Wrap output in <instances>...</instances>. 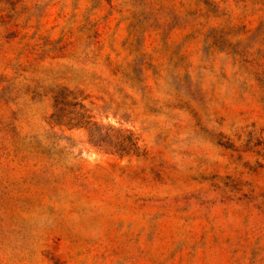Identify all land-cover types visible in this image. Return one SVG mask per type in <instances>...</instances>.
<instances>
[{
	"label": "rangeland",
	"instance_id": "obj_1",
	"mask_svg": "<svg viewBox=\"0 0 264 264\" xmlns=\"http://www.w3.org/2000/svg\"><path fill=\"white\" fill-rule=\"evenodd\" d=\"M0 264H264V0H0Z\"/></svg>",
	"mask_w": 264,
	"mask_h": 264
}]
</instances>
